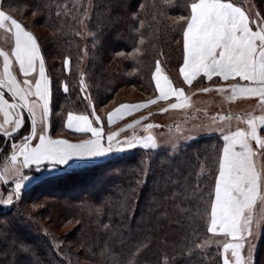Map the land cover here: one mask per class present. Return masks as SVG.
<instances>
[{"label": "trees", "instance_id": "16d2710c", "mask_svg": "<svg viewBox=\"0 0 264 264\" xmlns=\"http://www.w3.org/2000/svg\"><path fill=\"white\" fill-rule=\"evenodd\" d=\"M191 2L92 0L87 24L97 48L86 71L98 87L101 104L125 87L142 90L150 77L151 57L161 51L181 53L180 68L186 27L180 18L189 16ZM255 3L264 16V0ZM86 4L87 0L0 2V8L31 31L40 45L51 78L53 134L81 135L64 127L65 115L69 111L92 113L79 91L78 70L70 72L72 108L63 99L65 93L55 89L51 73L57 66L64 76L66 57L71 69L75 65L82 41L76 21ZM47 58L56 60L48 63ZM203 82L198 77L194 85ZM151 90L155 95L152 85ZM24 113V126L10 137H1L0 168L9 161L12 145L30 132L31 122ZM160 123L147 120L130 138L149 124L172 131L179 128L178 121L170 126ZM222 144L218 134L201 133L178 146L145 149L138 145L41 178L28 188L20 205L16 206V197L12 204H0V264H223L221 246L197 247L209 234L205 211ZM48 166L44 163L40 168ZM35 170L36 166L23 169ZM2 187L13 190L9 183L2 182ZM23 203L41 207L31 210ZM262 228L253 264H264Z\"/></svg>", "mask_w": 264, "mask_h": 264}, {"label": "snow or ice", "instance_id": "6c2138e0", "mask_svg": "<svg viewBox=\"0 0 264 264\" xmlns=\"http://www.w3.org/2000/svg\"><path fill=\"white\" fill-rule=\"evenodd\" d=\"M180 19L186 22L183 30V65L179 69L184 82L191 85L201 75L209 81L213 77L225 82L236 80L238 82L215 90L229 92V101L256 98L257 107L264 113V18L257 13L255 19H250L245 10L229 0H192L190 15ZM254 27L256 30H253ZM0 29L14 39L10 51L0 48V57L3 58L0 113L4 117L3 123H0V134L10 137L17 133L24 126L25 110L31 121L29 134L22 137L21 144L12 145L14 151L9 157L10 164L4 172H0V181L3 183H8L12 178L16 181L14 189L0 203L12 204L13 198L19 197L26 182L33 179L24 175L22 169L33 165L38 170L44 162L55 167L66 165L73 159L101 157L138 145L145 149L158 147L152 135L121 141L116 139L119 133L114 132L107 135L105 142L103 128L93 126L89 115H77L71 111L67 113V129L91 133L92 138L72 143L66 139L49 137L46 132L50 115V80L46 75L45 61L37 38L3 10H0ZM14 62L18 64L22 80L13 74ZM153 79L158 96L146 102L119 105L107 113L108 123L111 124L116 116L130 113L133 109L146 108L157 101H168L171 97H175L176 102L168 105L170 109L191 106V98L185 95L183 88L173 86V81L163 73L159 61L156 62ZM80 84L83 86V79ZM63 90L68 92L67 84L63 85ZM212 90L203 88L200 91ZM6 94H10L11 102L5 98ZM92 115L97 122L100 121L101 118L95 115L94 106ZM232 119L240 120L241 117L218 114L213 117V122H230ZM243 122L246 128L238 127L227 133L223 127L217 129L222 133L223 146L218 158V174L213 190L209 193V207L205 211L209 225L207 232L228 238L222 244L223 264H233V261L234 264H251L249 238L254 235V225L258 227L264 221V207L256 211L258 205L264 206V135H261L264 131V114L248 113ZM38 123L41 125L39 133ZM139 123V120L134 121L126 128H133ZM6 125L10 126V131ZM152 127L149 124L145 130ZM34 139H38V143L33 144ZM206 244L207 241L197 247ZM246 244L247 257L243 254Z\"/></svg>", "mask_w": 264, "mask_h": 264}, {"label": "rangeland", "instance_id": "374dc122", "mask_svg": "<svg viewBox=\"0 0 264 264\" xmlns=\"http://www.w3.org/2000/svg\"><path fill=\"white\" fill-rule=\"evenodd\" d=\"M1 2V0H0ZM91 2L92 0H87V4L84 7V11L80 14L79 17V13L77 15V17H79V21H76L79 23V30L80 32L78 33V36L80 37V39H82L80 45L78 46L79 52H77L76 54V58H75V65L72 67V69L69 66V58L66 57L63 60V66H64V76H62V71L59 67H55L53 66L51 69V73L54 76V82L57 83V86H54L55 89L57 90V92H64L63 90V85L67 84L68 86V93L64 92L66 98H63L65 100V102H70V106H67L68 104L65 103V105L67 107H74L72 104H74L75 98L71 99L72 95L71 93V84L74 82L70 80V76L72 73H70L72 70H78L79 75H81V77L79 76L80 79H78L77 83L79 86V91H82L83 97L86 98L85 99V106L87 107L88 110L93 112V106H94V110L97 116H99L100 122L104 125V128L106 129H110L111 128V124H109L106 119L105 116L107 115V113L109 112V110L113 109L114 107L119 106L121 103H125V104H136V103H140V102H146L149 99H154L156 96H158V93L156 92V86L154 83V79H153V74L155 72V65L156 62L159 61L162 71L164 74H166L169 77V73H171L173 76L171 77L170 75V79L173 81V83L175 84V86H180L182 87L183 85V81L181 79L180 73L178 72L179 69H177V65L180 62V55L181 53H177V54H172V53H166L165 51H161V54L159 53V55L155 56L153 55L150 60V62H152L151 68L150 70V77L147 78L146 81V86H144V88L141 90L140 87H135V86H129V87H125L123 89H121V91H118L116 93V95L113 96V98L109 99V101L106 104H101V102L99 101V97H97V93H98V87L96 85V83L93 85L91 82V73H89L88 71H86L87 67L89 66V64L91 63V57L93 56L94 52H95V48L96 44H94L93 42H91V40L93 39V35L90 33L89 31V26L87 24L88 18L91 15ZM229 2H233L235 3L237 6H240L242 8V10H245L246 14L249 15L250 19H255L256 14L259 13V16L261 18H264V16L261 14V12H259V10L256 7V3L255 0H229ZM190 15V14H189ZM255 28V27H254ZM45 39V38H44ZM116 56V55H115ZM117 57H121L122 59L125 60L124 57L122 56H117ZM47 62L50 61L52 62L55 58H47ZM56 60V59H55ZM65 60L68 61L67 64H65ZM49 63V62H48ZM148 63V62H147ZM58 64V63H57ZM146 65V64H145ZM148 69V66H147ZM66 73L69 75H66ZM148 76V74H146ZM71 81L69 82L68 81ZM83 79L84 84L83 86L80 84V80ZM93 81V80H92ZM151 85L154 86L155 89V95L151 92ZM75 87V86H74ZM147 88V89H146ZM187 88V87H186ZM141 90V91H140ZM60 92V93H61ZM94 98V100H93ZM68 100V101H66ZM169 101V100H168ZM168 101H157L156 104L153 105H149L146 108H142L139 110H135L134 113H131L128 117H124L122 118V120H118L116 121L117 123H115L113 125V127L117 126V129L115 128V132H118L119 135L116 137V139L118 140H126V139H130V136H134L135 133L139 132L140 128L143 126V124L145 122H147V120H155L157 122H161L159 125L161 126H165L164 124H167L170 126V124L172 122L178 121V126L179 128H173L172 130H166L162 127L159 126H153L150 129L147 130H143L141 133H139V135L137 134L135 137H142L144 135V137H147L148 135H152L158 146L161 145H166V146H178L180 145L181 142L186 141L187 139H191L194 136H198L199 134L203 133V132H207L210 131V129H212L213 127H215V122H213V118L211 117V115H203V116H197L195 117L192 113L185 111V109L182 110H172L170 111V109L167 107V105L162 106V103H168ZM171 101V100H170ZM161 109H168L167 111H161ZM134 110V109H133ZM132 111V110H131ZM185 111V113H184ZM177 117V118H176ZM177 119V120H175ZM139 120L140 123L136 124L133 128H126V125L128 124H132L134 121ZM164 123V124H162ZM121 129H124V131H120ZM138 130V131H137ZM179 133H177V132ZM114 133V132H113ZM141 135V136H140ZM1 137H3V134H0V140ZM131 148H125V150H129ZM120 152H124V151H113L112 154H116V153H120ZM12 153V152H11ZM11 155V154H10ZM9 155V156H10ZM111 156V155H110ZM104 159V158H101ZM100 160V159H99ZM99 160H95L96 162H98ZM91 161L86 162V164H90ZM83 164V165H86ZM80 167V165H78ZM82 166V165H81ZM76 167V166H75ZM64 167L61 166H55L52 167L51 165L48 166L47 168H39L38 170H35L36 172H24L22 171V173L24 175L33 177V179H31L30 181H27L25 186L21 189L20 195L17 198L18 200H16V206L20 205L21 201L23 199V195L28 191V188L32 185H34L36 182H38V180H40L41 178L54 174V173H59L62 172V170ZM68 168H72V167H68ZM3 172V170L1 171ZM15 178L9 179L8 183L13 187L12 189H14V185H15ZM2 182L0 181V200L6 199L8 194L11 191H7L2 189ZM67 195V194H66ZM1 205H5L0 203ZM23 206H25V208H30L31 210H38L41 205L39 203H35V204H28V203H23ZM261 209H259L260 211ZM257 211V212H259ZM263 224V222L260 223V225L257 227L254 225V235L252 237L249 238V243L251 244L252 247V251H251V264H253L254 261V252L258 243V239L260 237L261 234V225ZM209 226V225H207ZM68 227L64 228V229H58V233L64 232L67 230ZM228 238L223 237V236H219V235H213L211 233L208 234V237L203 241V244L205 241L208 242V244H206L203 247H207V246H221V253L223 254V248H222V244L223 242H225ZM243 254L245 255V257H247L248 254V244H246L245 249L243 250ZM230 256V252L228 254ZM234 264V261H233Z\"/></svg>", "mask_w": 264, "mask_h": 264}, {"label": "crops", "instance_id": "0c3cea01", "mask_svg": "<svg viewBox=\"0 0 264 264\" xmlns=\"http://www.w3.org/2000/svg\"><path fill=\"white\" fill-rule=\"evenodd\" d=\"M0 10H2V9L0 8ZM253 30H256V27L253 28ZM13 46H14V39L11 37V35L9 33H6L5 30L0 29V48H2L3 50H6V51H10L11 47H13ZM41 55H42V53H41ZM44 61H46L45 58H44ZM182 65H183V60H182V63L180 65V67ZM45 70H46V75L49 77L50 86H51V78H50L49 71L47 69L46 62H45ZM2 71H3V58L0 57V73H2ZM13 74L17 75L18 79H21V80L23 79V76L19 73L18 64H16L15 62L13 63ZM200 77H203V76L201 75ZM181 79H182V81H184L182 76H181ZM203 79L205 80V82H203L202 84L194 85V82H195V80H194L191 85H188L186 82H184L185 86H183V87L177 86L178 88H183L184 92H185V95L191 98V100H190V105L191 106L183 108V109H174V110L175 111L176 110H182L183 111L185 109L186 113L190 112L195 117H197L199 115L200 116L211 115V117L213 118V117H216L218 114L219 115H224V116H226L228 114H231L233 117H235V116H240L241 117L240 120L232 119L230 122L229 121L216 120L215 124H214L215 127L210 129V131L203 132V133H210V132L211 133H216L219 136H221V138H222V133L217 130L218 128L223 127L225 129V133H227L228 131H235L238 127L239 128H246L247 126L243 122V120L246 118L248 113H252L253 115L264 114V113L261 112L260 108L257 107L258 100L256 98H238L235 101H229L227 99V97L230 95L229 92L221 93V92H217L215 90L217 87H227L228 84L236 83L238 81L230 80V81L225 82L222 79L217 78V77H213V79L211 81H209L206 77H203ZM154 83H155V80H154ZM173 86L176 87L174 83H173ZM203 88H210V89H213V90L209 91V92L200 91ZM50 92H51V96H50V115H49V117L47 119V132H46V134L49 137L53 138V139L62 138V139H66V140H68V141H70L72 143H77V142H80L82 140H86V139L92 138L91 137V133H81V135H79V136H77V135L76 136L64 135L62 133H54V134L52 133V131H51L52 130V128H51V120H52V117L54 115L53 112H52L53 111V107H52V87H50ZM156 92L158 93L157 90H156ZM158 95H159V93H158ZM5 98L9 99L10 102H11L10 94H6ZM174 102H176V98L175 97H171L169 99L168 103H166V104L162 103V106L167 105V107H168V105L170 103H174ZM123 104H125V103H123ZM117 107H114L113 109L109 110V112L113 111ZM135 110L136 109L130 111V113L123 114L122 116L114 117L113 122L111 123V128L110 129H107V128L105 129L104 125L100 121L97 122L95 120V116L92 115L93 112L89 113V114L88 113H84L83 115H89V118L93 121V126L102 127L103 128V134H104L105 142H106L107 135L115 132V128L117 129V126L113 127V125L115 123H117L116 121L122 120V118H124V117H128L131 113H134ZM172 110L173 109H170V111H172ZM185 111H184V113H185ZM24 112H26V110ZM71 112H73L74 114H77V115L81 114V113H77V112H74V111H71ZM24 115H25V113H24ZM24 118H25V116H24ZM66 118H67V114L65 115L64 123H63L64 127L67 129V127H66ZM3 119H4L3 113H0V123H3ZM105 119L108 122L107 115L105 116ZM37 120L39 121V116H37ZM175 120H177V119H175ZM228 125H230V127ZM6 127H9V131L11 130L10 126L6 125ZM40 130H41V125L38 123V126H37L38 133H39ZM67 130L69 132H72V134L73 133H75V134L80 133V132H75L74 130H69V129H67ZM144 135H145V133H144ZM144 135L142 137H144ZM261 135H264V131L261 132ZM222 142H223V140H222ZM21 143H22V141L17 143L16 145H19ZM32 143L33 144L38 143V139H34L32 141ZM222 146H223V144H222ZM222 146L220 148L219 155H221ZM11 151L13 152L14 149L12 148ZM111 154L112 153H109V154H107L105 156L91 158V159H73L68 164L62 165V166L63 167H75V166H78V165L86 164V162H89V161H95V160H99L101 158H107ZM44 163H48V162H44ZM9 164H10V159L6 163H3V166L0 168L1 171L3 170V172H4L5 168ZM18 165H19V160L17 162V166ZM33 166H35V165H33ZM59 166H61V165H59ZM22 171H23V169H22ZM217 174H218V171H217L216 175ZM262 207H264V206L258 205L256 211H259V209H261ZM262 222H263V224L261 225L260 228H262L264 226V221H262Z\"/></svg>", "mask_w": 264, "mask_h": 264}, {"label": "water", "instance_id": "95a60500", "mask_svg": "<svg viewBox=\"0 0 264 264\" xmlns=\"http://www.w3.org/2000/svg\"><path fill=\"white\" fill-rule=\"evenodd\" d=\"M0 172H1V169H0Z\"/></svg>", "mask_w": 264, "mask_h": 264}]
</instances>
